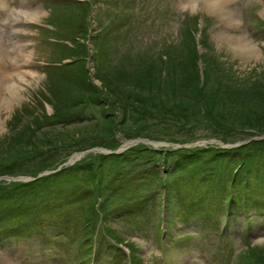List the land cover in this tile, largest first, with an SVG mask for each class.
Masks as SVG:
<instances>
[{
    "label": "rangeland",
    "instance_id": "374dc122",
    "mask_svg": "<svg viewBox=\"0 0 264 264\" xmlns=\"http://www.w3.org/2000/svg\"><path fill=\"white\" fill-rule=\"evenodd\" d=\"M206 2L0 0V34L9 47L0 60V76L4 71L8 79L22 78L16 86L11 78L0 86V168L12 165L23 150L34 154L20 163L21 169L30 170L44 164L42 158L50 161L69 154L65 162L45 166L36 175L0 174V191L65 169L72 158H87L80 174L84 182L60 171L68 185L76 183L75 192L66 199L61 192L58 199L47 201L55 213L42 214L41 231L25 225L24 235L6 238L5 231L16 223L0 221V264H264V208L252 207L249 221L239 210L224 209L217 217L199 211L193 215L187 204L191 199L174 197L167 205L162 200L165 185L151 183L147 176L152 167L164 169L156 156L172 148L234 147L264 138V0H219L214 10ZM236 38L254 45L255 51L240 52ZM84 69L106 102L102 110L114 117V148L95 144L72 151L47 141L64 138L67 132L74 137L80 127L97 121L98 108L94 113L85 102L69 100V111L62 103L71 88H80ZM197 92L210 99L216 116L219 108H234L223 121L230 123L231 133L241 132L242 139L223 142L222 125L196 123L195 118L201 120L207 113L201 108L191 120L179 114L175 102H190ZM136 97L151 98L152 106ZM245 106L248 114L239 110ZM142 116L154 129L164 130L158 139L124 134V118ZM168 127L176 129L165 132ZM177 137L183 141L174 140ZM99 167V173L89 171ZM188 173L168 177L173 195L186 190ZM101 203L108 206L104 221L92 212L99 213ZM67 214L69 229L63 221ZM92 215L93 227L87 229ZM116 233L124 239L115 242ZM90 239L96 247L83 259ZM132 246L138 253L135 259Z\"/></svg>",
    "mask_w": 264,
    "mask_h": 264
},
{
    "label": "trees",
    "instance_id": "16d2710c",
    "mask_svg": "<svg viewBox=\"0 0 264 264\" xmlns=\"http://www.w3.org/2000/svg\"><path fill=\"white\" fill-rule=\"evenodd\" d=\"M86 72L87 70L84 69V75L82 74L84 78V84L81 82L79 85L81 89H77L76 87L71 88L69 90V97L67 98L66 103L63 101L62 103L63 105H65L66 109L68 108V110L70 111L71 106L69 105V107L67 105L69 100L73 104L79 101L85 102V104L92 108V111L94 113L97 112V108L98 110H100V112L97 114L98 119L93 124H86L84 128L80 127V130L77 131L79 134H77L76 136L74 135V137L70 136L71 138H69L68 136L71 135V133L69 134L67 132L66 134H64V138L60 137L58 139H47V141L50 142L54 146V148H57L58 146H70L73 151L84 150L95 144L108 148H114L117 144V141H114V117L112 115H107L106 111L102 110L106 102H102L100 100L101 98L98 92L95 90L96 87L90 82ZM103 73L97 74V76L99 78H102L101 76L103 75ZM77 94L83 95L86 99L77 96ZM106 94L110 95V92L107 91ZM197 94L198 95H195V97H193L192 99L190 98V102H175V104L178 106L176 108L179 109V114L185 115L187 120H191L193 116L196 117L198 115V112L207 111V113L202 117L201 120H199V118H195L194 121L196 123L200 122V124L204 123L206 125L213 124V122L218 123L219 126L222 125V129H226L228 131H221L222 134L220 138L223 142L233 141L238 138L242 139L241 132H235L234 134L231 133L230 130H232V127L230 126V123H225L223 121L228 119V115H225V113H228V111H231L234 108H232V106H230V110L228 109V106L219 108V113L216 116V111H212L213 104L211 105L208 103L210 99L201 98L200 92H197ZM102 96L104 97V95ZM104 98L106 99V97ZM142 99L146 101L144 104L152 106L150 100L151 98L136 97L137 101H143ZM156 104L163 106L161 102H157ZM99 105L101 106V108H99ZM246 107L247 106L240 107L239 110L247 113L248 111ZM174 109H171L172 113ZM244 109L246 110L244 111ZM125 119L126 117L123 121L126 122L127 125L122 129L125 135L136 136L146 134L147 136L156 137L158 139L160 137L158 133L164 132V130L160 127L158 129H154L151 121H149L148 118L144 116L139 118L133 117L132 119L127 118L128 120ZM221 122L223 124H221ZM175 124L177 126V123ZM117 128H119L118 125ZM173 129L176 128L168 127L165 132ZM72 134L74 133L72 132ZM174 140L181 142L183 141L178 137L174 138ZM151 153L156 154V152H149L150 155ZM20 155L21 156L19 157V159H16L11 163L12 165H5L1 167L0 174L18 173L26 175H36V171L44 169L45 166H51L53 164L64 162L66 160L65 157H67L69 154L67 153L63 158L55 160L51 159L50 161H46L45 158H42L44 160L42 163L44 164L37 167V169L32 170L21 169L22 167H20V163L23 162L24 164L25 161L33 158L34 154L27 155L23 150L21 151ZM86 159L77 161L74 165L65 167V169H61L60 171H66L67 173H69L70 178L74 181L84 182L81 179L80 174H82V170H85L87 168L85 166L87 164ZM155 160H158V162L160 161L159 164L163 165L164 169H162V171H159V169L152 167V169L147 171V173H149L147 176L151 178V183L153 182L154 184H158L160 182L165 185L162 200H165V203L167 205L168 199H173L174 197H176L177 199H175L174 201H180V199H183L184 196L186 199H188V201L189 199H191L190 203L187 204H189V208H191L192 211L194 210L193 215L197 214V212L199 211L200 213H203L204 216L208 215L209 217L216 214L217 217L219 214L224 213V209H228L229 211L239 210L241 211V213L245 212L244 214H247L246 217L248 221L251 220V217H248V215L249 212H251L252 207L256 209L264 208V138L250 140L246 144L235 146L233 148H222L215 146H194L192 148L177 149L172 148L170 150L164 151L163 153H158ZM101 166L103 168L104 165ZM100 169L101 167L92 169L90 168L89 171L92 174L99 173ZM183 170L189 171L188 177L186 176L185 179L186 182L188 181L185 184L186 190L182 189V193L176 192L173 195L171 193V188L169 187V181L167 179L168 177L172 176L174 172H181ZM60 171L51 173L46 176L37 177L34 180L26 183L17 182L10 188L2 187L3 189L0 191V212L2 215L0 221H6L10 219L13 220L14 223H16L14 225H10V227H8V229L5 231L4 236L6 238H16L24 235L26 233L25 229L28 232V229L25 228V225L32 226L35 230L41 231L43 225L42 214L49 211L55 213L53 211V208H49L47 201H49L51 198L58 199L56 196L61 192L65 194V198L63 199L72 197V194L75 192L73 188L76 186V183H72V186L68 185L69 181H63V177L61 176L62 172ZM98 184L99 182L98 180H96V185ZM102 184L103 183H101L100 185ZM177 186L178 184L173 185L172 188H179ZM125 188L129 190L127 184ZM153 194H151L150 196H152ZM36 195L38 196V199H36ZM31 196L32 199L30 198L31 200H27V197ZM191 196L194 198L193 201ZM100 197L102 202H106L105 198H102V195H100ZM152 200L155 201V196H153ZM68 203H74V199L71 202L65 201V206ZM37 206H40L39 212ZM55 206L56 208L63 207L61 204H56ZM105 208H108V206L105 205V203L104 205L101 203V213H97L95 210H92V212L95 214V217H99L104 221L109 216ZM161 209H163V207ZM36 212L40 214L34 215L36 214ZM91 218H93V215L87 222V229L88 226L93 227L90 220ZM63 221L65 227L69 229L71 226L69 225L70 222L68 219V214ZM17 222L24 223L18 224ZM29 222L30 224H28ZM158 230L161 231L160 228ZM117 234L118 233L113 234L115 242L122 241L124 239L123 235ZM85 235L89 236V233H85L83 236ZM94 247L96 246L92 244L91 239L89 241H86L85 248L84 250L82 249L83 258H90L91 252L93 251ZM131 250L133 256L132 259H135L138 253L134 246H132Z\"/></svg>",
    "mask_w": 264,
    "mask_h": 264
},
{
    "label": "bare ground",
    "instance_id": "6f19581e",
    "mask_svg": "<svg viewBox=\"0 0 264 264\" xmlns=\"http://www.w3.org/2000/svg\"><path fill=\"white\" fill-rule=\"evenodd\" d=\"M219 5H220L219 0H208V2H206V6L210 10H214V9L218 8ZM31 18H33V16H31ZM235 40H236V42H238V45H240V47L242 49V51H240V52H243V53L246 52V54H248V53L251 54L255 51L254 45H249L245 41L241 42V41H239L238 38L234 39V41ZM7 48H9V47L8 46L6 47V44L3 43V39H2V36L0 34V60L1 61H4V57H6L7 51L5 52V49H7ZM1 61H0V68H1V70H3V66H2ZM9 76H10L14 86H16V84L22 80V78L18 75H9ZM9 79H8V74H6V72L2 71V75L0 76V86L3 87L4 85H8ZM13 84H11L10 88L14 87Z\"/></svg>",
    "mask_w": 264,
    "mask_h": 264
}]
</instances>
